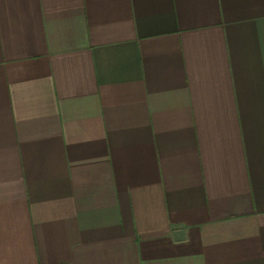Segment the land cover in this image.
Instances as JSON below:
<instances>
[{
  "label": "crops",
  "instance_id": "crops-1",
  "mask_svg": "<svg viewBox=\"0 0 264 264\" xmlns=\"http://www.w3.org/2000/svg\"><path fill=\"white\" fill-rule=\"evenodd\" d=\"M0 264H264V0H0Z\"/></svg>",
  "mask_w": 264,
  "mask_h": 264
}]
</instances>
